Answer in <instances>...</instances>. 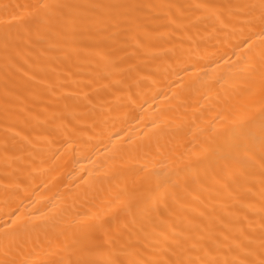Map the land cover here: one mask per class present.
<instances>
[{"label": "bare ground", "instance_id": "1", "mask_svg": "<svg viewBox=\"0 0 264 264\" xmlns=\"http://www.w3.org/2000/svg\"><path fill=\"white\" fill-rule=\"evenodd\" d=\"M0 264H264V0H0Z\"/></svg>", "mask_w": 264, "mask_h": 264}]
</instances>
